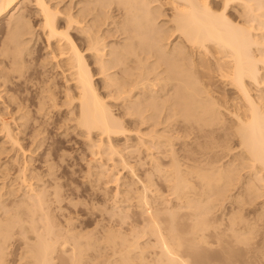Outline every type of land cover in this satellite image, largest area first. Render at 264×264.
<instances>
[{"label": "bare ground", "instance_id": "1", "mask_svg": "<svg viewBox=\"0 0 264 264\" xmlns=\"http://www.w3.org/2000/svg\"><path fill=\"white\" fill-rule=\"evenodd\" d=\"M217 1L0 0V172L28 186L0 264L15 226L26 264H264V0ZM72 134L88 181L117 186L100 229L53 214Z\"/></svg>", "mask_w": 264, "mask_h": 264}, {"label": "rangeland", "instance_id": "2", "mask_svg": "<svg viewBox=\"0 0 264 264\" xmlns=\"http://www.w3.org/2000/svg\"><path fill=\"white\" fill-rule=\"evenodd\" d=\"M216 1L217 0H214V2L216 3ZM219 1H217V3H218ZM28 8H27V11L28 10H31V11H33L35 8H34V6H32L31 4H28ZM230 8L228 9V14H231V16H233L234 18H236V19H240V17H239V12H237V10H239V8L237 7V6H229ZM238 9H237V8ZM34 8V9H33ZM29 12L30 13V15H31V20H32V23L33 24H37V21H38V19L34 16V14H33V12ZM230 11V12H229ZM233 14V15H232ZM238 16V17H237ZM37 26V25H36ZM41 48V43H39V44H37V47H36V54L37 55H40L39 54V52L41 53V51L39 50ZM38 52V53H37ZM33 68H34V66H33ZM33 68H31L30 70H29V72H32L33 71ZM52 114L54 115V119H57L58 118V113L57 112H55V110L52 112ZM0 128H1V125H0ZM1 131H2V129H0ZM55 130V131H54ZM47 131H48V136L49 137H51V138H53V139H56L57 140V131H56V129H54L53 127H51V126H49V128H47ZM2 133H3V131H2ZM2 133L0 132V146H1V144H4L3 142H4V136L2 135ZM49 133H50V135H49ZM4 134V133H3ZM56 134V135H55ZM3 136V137H2ZM72 136V137H71ZM70 137L72 138V141H70L69 143L68 142H63L62 144H63V151H60V153L61 154H64L63 155V157L62 158H57V159H55L56 161H55V163H57V161H58V163L54 166V171H55V174L58 176H60L61 178L60 179H62L63 178V180L62 181H64V182H62V184L64 185V186H62V187H64V188H62L61 187V189L63 190H66V192L63 190V193H64V196H65V200L67 201L68 200V203L67 202H65V201H63V206H64V208H66V209H63V210H58L57 211V209L56 210H54L53 211V214H55V216H57L56 217V221H57V218H59L58 219V221H57V223L58 224H61V223H63V225H58L59 227H63L64 225H65V223H66V221H65V216H72L73 218H74V220L75 219H78V222H77V225H80L81 226V228H83L84 227V229L85 230H95V229H100L99 227H101L102 225H104V223H102L101 222V219H103V217H104V219L102 220L103 222H105V224H107V222L109 223V221H107V220H109V218H110V216H109V212L112 210V211H115V209H117V208H115L114 210H113V206H111V204H110V201H109V199L112 197V194L113 193H115V190H117V186L116 185H113V184H109V186H107L105 183H104V180H100L101 181V183H100V181H98L100 184H98V182H95V181H93V182H90V181H88V178H89V176H86L87 174L85 173V172H87V163H85L86 161L85 160H87V159H84L83 160V158L81 159V152H83L82 150H83V147H85L84 146V143H83V139H82V137L81 138H79V137H75V135L74 134H72V135H70ZM59 140V139H58ZM26 141V140H25ZM25 141H23V143L25 142ZM50 141H52V139L50 140ZM5 143H6V140H5ZM4 145H6L7 147L8 146H10V144H4ZM66 145V146H65ZM78 146V147H77ZM178 146H180V144L178 145ZM177 146V147H178ZM10 149V148H9ZM79 150H80V152H79ZM76 151V152H75ZM14 153L13 151L12 152H10L9 154H8V156L6 155H3L2 156V161L4 160V161H8L9 160V157L12 155V154ZM34 155V154H33ZM33 155L31 156V155H29V156H31V157H33ZM88 154H87V152H86V154H85V156H86V158H89V156H87ZM29 156H27V159H28V157ZM39 156V157H38ZM41 156V157H40ZM23 157V156H22ZM38 157V158H37ZM63 158H64V160H63ZM20 160L21 159H23V158H21V156H20V158H19ZM35 159H37V160H35ZM38 159H40V160H38ZM42 159H43V156L41 155V154H36L35 153V155H34V157H33V159H31L30 157H29V159H28V161L31 163V162H33V165H31L30 164V167L31 168H33L34 166V168L33 169H31L30 168V173L31 172H34V173H41V175H43V174H45V169L47 170V167L45 166V165H43V163H42ZM75 160V161H74ZM34 161H35V163H34ZM42 163H40V162ZM60 161V162H59ZM62 161V162H61ZM60 163V164H59ZM35 164V165H34ZM40 164H41V166H40ZM62 164V165H61ZM43 165V166H42ZM60 165V166H59ZM58 166H59V168H58ZM37 167V168H36ZM46 167V168H45ZM62 167V168H61ZM76 167V168H75ZM119 167H120V169H121V165H119ZM12 168V169H11ZM11 168H10V173H8V175L10 176H8L7 174H6V176H3L2 177V173L0 174V185L2 184V182L3 181H5V182H8L9 184H11V182L10 181H12V179H14L13 177L15 176V174H17L16 173V167H14L13 168V166H11ZM38 169V170H36V169ZM35 169V170H34ZM43 169V170H42ZM58 169V170H57ZM73 169V170H72ZM77 169V170H76ZM42 171H43V174H42ZM45 171V172H44ZM57 171V172H56ZM75 171V172H74ZM59 172V173H58ZM74 172V173H73ZM94 172H96V170L94 171ZM30 173L28 174V176L30 175ZM14 174V175H13ZM122 174L123 175H125L126 176V169L124 168V170H123V168H122ZM74 175V176H73ZM85 175V176H84ZM95 175V174H94ZM94 175H92V179L95 177L96 178V175L94 176ZM44 177H43V179H44V181L45 182H47L46 184H51V182H50V180H52V176H47V175H43ZM46 176V177H45ZM5 177V180H1V178H4ZM8 177V178H7ZM50 178V179H47V178ZM86 178H87V180H86ZM94 178V179H95ZM18 184H20L21 182L18 180H16V179H14ZM14 180H13V182H14ZM36 181V179H33V181L32 182H35ZM48 180V181H47ZM43 181V182H44ZM12 182V183H13ZM29 182H31V181H29ZM43 182L41 183L40 181H36V183L35 184H39V183H41V184H43ZM50 182V183H49ZM87 182V183H86ZM88 182H90L89 183V185H88ZM7 183V184H8ZM92 183V184H91ZM97 183V185H95L94 186V184H96ZM8 184V185H9ZM100 185V186H99ZM106 185V186H105ZM53 186V185H52ZM89 186V187H88ZM91 186H93L92 188H91ZM97 186H98V188H97ZM116 186V187H115ZM25 189H24V188ZM28 187V186H27ZM27 187H25V186H22L21 184L19 185V194H17V197H16V195H9L8 196V198H7V207H6V209H4V208H2L1 210H0V212H1V214H0V216H1V220L2 221H7V217H9L11 214H12V212H13V214H14V211H15V209H16V207H17V204H18V202H19V199H21L22 197H23V192L25 191L26 192V190H27ZM50 188H52L51 187V185L49 186ZM104 187H106V189L104 188ZM66 188V189H65ZM94 188V189H93ZM72 189V190H71ZM93 189V190H92ZM96 189V190H95ZM77 193V194H76ZM102 193V194H101ZM72 198V199H71ZM73 198H74V200H73ZM15 200V201H14ZM17 200V201H16ZM72 200H73V202H72ZM81 200H82V202H81ZM17 202V203H16ZM77 202H78V204H77ZM85 202V203H84ZM106 202V203H105ZM109 203V204H108ZM6 204V203H5ZM13 204V205H12ZM70 204V205H69ZM73 204H75V205H73ZM125 204L126 203H122V205L123 206H125ZM73 205V206H72ZM94 205V206H93ZM75 206V207H74ZM78 206V208L76 209V207ZM101 206V207H100ZM9 207V208H8ZM15 207V208H14ZM95 207V208H94ZM108 207H109V209H108ZM112 207V208H111ZM7 208H8V210H7ZM71 208V209H70ZM75 208V209H74ZM88 208V209H87ZM104 208V209H103ZM107 208V209H106ZM111 208V209H110ZM69 209V210H68ZM13 210V211H12ZM71 210V211H70ZM77 210V211H76ZM109 210V211H108ZM118 210V209H117ZM3 211V212H2ZM7 211V212H6ZM58 213H57V212ZM63 211V213H61ZM77 213H76V212ZM91 211V212H90ZM8 212H10V213H8ZM55 212V213H54ZM60 212V213H59ZM65 212V213H64ZM70 213L69 215H68V213ZM4 213V214H3ZM88 213V214H87ZM104 213V214H103ZM106 213H108L107 215H106ZM57 214V215H56ZM65 215V216H62V215ZM59 215H60V217H63V218H60L59 217ZM77 215V217L78 216H81L80 218L78 217H75ZM3 216V217H2ZM84 216H86V218L84 217ZM107 217H108V219H107ZM4 218V219H3ZM81 218H83V219H81ZM107 219V220H106ZM80 220V221H79ZM83 220V221H82ZM89 220L90 221V223H89V221L87 222V221ZM100 220V221H99ZM59 221H61V223L59 222ZM63 221V222H62ZM81 222H83V223H81ZM81 223V224H80ZM102 223V224H101ZM90 224V225H89ZM100 224V225H99ZM85 225V226H84ZM88 226V228H87V226ZM95 225H97V226H95ZM83 226V227H82ZM97 227V228H96ZM15 228V229H14ZM80 228V227H79ZM17 229V230H16ZM43 229V227H41V231H43L42 230ZM21 237V238H20ZM35 239V238H34ZM34 239H30V240H33L34 241ZM29 240V241H30ZM28 241V242H29ZM33 241H30V242H33ZM23 243V244H22ZM7 244H9L8 246H7ZM26 245V243H25V238L22 236V235H19V228L17 227V226H15V227H13V231H12V234H11V236H10V239L7 241V243H6V247H7V251H6V256L8 257H6V261H7V263H5V264H18L19 262H21L22 264H26L27 263V261H29L28 259V257L25 255V252L24 251H26V249H27V247L25 246ZM23 249H25L24 251H23ZM104 252V251H103ZM106 252H110L109 250L108 251H106ZM23 253V254H22ZM93 253V251H90V254H92ZM61 254V253H60ZM60 254H58V255H60ZM23 255V256H22ZM22 256V257H21ZM24 257V258H23ZM21 258V259H20ZM26 261H24V260ZM58 260V261H57ZM18 261V262H17ZM24 261V262H23ZM57 261V262H56ZM56 262V263H55ZM59 262V263H58ZM20 263V264H21ZM54 264H61V262H60V260L59 259H55V261H54Z\"/></svg>", "mask_w": 264, "mask_h": 264}]
</instances>
